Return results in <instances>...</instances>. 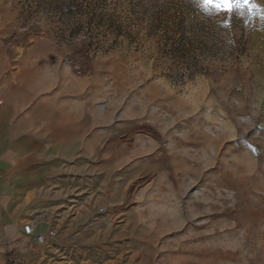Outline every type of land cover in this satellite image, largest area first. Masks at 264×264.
<instances>
[{
	"label": "rangeland",
	"instance_id": "1",
	"mask_svg": "<svg viewBox=\"0 0 264 264\" xmlns=\"http://www.w3.org/2000/svg\"><path fill=\"white\" fill-rule=\"evenodd\" d=\"M201 3L0 0L59 156L20 264H264V18Z\"/></svg>",
	"mask_w": 264,
	"mask_h": 264
},
{
	"label": "crops",
	"instance_id": "2",
	"mask_svg": "<svg viewBox=\"0 0 264 264\" xmlns=\"http://www.w3.org/2000/svg\"><path fill=\"white\" fill-rule=\"evenodd\" d=\"M45 106L37 92L16 90L11 78L0 75V264H20L36 253L38 243L23 226L42 228V194L56 179L54 131L50 120L40 123L36 110Z\"/></svg>",
	"mask_w": 264,
	"mask_h": 264
},
{
	"label": "snow or ice",
	"instance_id": "3",
	"mask_svg": "<svg viewBox=\"0 0 264 264\" xmlns=\"http://www.w3.org/2000/svg\"><path fill=\"white\" fill-rule=\"evenodd\" d=\"M201 5L208 10L214 8L217 11L232 12L234 7L242 6L249 9L250 14L260 12L261 18H264V8H261L253 2V0H202Z\"/></svg>",
	"mask_w": 264,
	"mask_h": 264
},
{
	"label": "built area",
	"instance_id": "4",
	"mask_svg": "<svg viewBox=\"0 0 264 264\" xmlns=\"http://www.w3.org/2000/svg\"><path fill=\"white\" fill-rule=\"evenodd\" d=\"M23 230L24 232L28 235V236H32L34 237V239L38 242V243H44L47 242L49 238H52V236L55 235L54 231H49L47 234L46 233H40V232H36L35 231V227L32 224H25L23 226Z\"/></svg>",
	"mask_w": 264,
	"mask_h": 264
},
{
	"label": "clouds",
	"instance_id": "5",
	"mask_svg": "<svg viewBox=\"0 0 264 264\" xmlns=\"http://www.w3.org/2000/svg\"><path fill=\"white\" fill-rule=\"evenodd\" d=\"M224 39L226 41L227 44H230L232 41V37L226 33H223Z\"/></svg>",
	"mask_w": 264,
	"mask_h": 264
}]
</instances>
